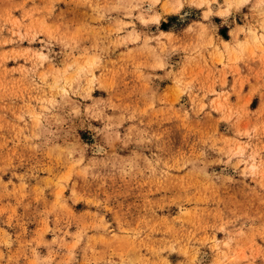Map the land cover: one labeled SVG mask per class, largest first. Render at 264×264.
Instances as JSON below:
<instances>
[{
    "label": "rangeland",
    "instance_id": "374dc122",
    "mask_svg": "<svg viewBox=\"0 0 264 264\" xmlns=\"http://www.w3.org/2000/svg\"><path fill=\"white\" fill-rule=\"evenodd\" d=\"M0 264H264V0H0Z\"/></svg>",
    "mask_w": 264,
    "mask_h": 264
}]
</instances>
